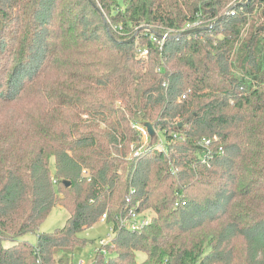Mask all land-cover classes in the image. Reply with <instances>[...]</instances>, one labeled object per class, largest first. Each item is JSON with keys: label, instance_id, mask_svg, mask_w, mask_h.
Instances as JSON below:
<instances>
[{"label": "trees", "instance_id": "16d2710c", "mask_svg": "<svg viewBox=\"0 0 264 264\" xmlns=\"http://www.w3.org/2000/svg\"><path fill=\"white\" fill-rule=\"evenodd\" d=\"M93 1L0 0V264H264V0Z\"/></svg>", "mask_w": 264, "mask_h": 264}, {"label": "rangeland", "instance_id": "374dc122", "mask_svg": "<svg viewBox=\"0 0 264 264\" xmlns=\"http://www.w3.org/2000/svg\"><path fill=\"white\" fill-rule=\"evenodd\" d=\"M108 23L110 24V21L107 17ZM119 26H116L115 24L112 26L113 29L118 28ZM143 144L149 146V140L147 137H145L143 134ZM163 136L160 135L159 138H162ZM164 140V139H163ZM159 141V139H158ZM157 141V142H158ZM130 156V155H129ZM51 168L53 169V160H51ZM147 215H149L151 212L150 209L144 211ZM69 216L68 211L63 208L62 206L56 205L52 208L51 212L48 214V216L45 218V220L41 223L38 231H52L57 227H62ZM111 223L107 220H99L95 225L92 227L86 228L82 230L79 235L83 237L86 242L84 245L78 246L74 250L73 258H72V264H79L80 261H83V264H91L93 260L95 259V249L97 246L102 243H109L111 241V238L113 236L111 232ZM38 232H31L23 235L21 238L28 240L32 243L36 242ZM136 258L140 261L145 258V253L141 251H137ZM107 257V256H106Z\"/></svg>", "mask_w": 264, "mask_h": 264}, {"label": "built area", "instance_id": "2783aa9c", "mask_svg": "<svg viewBox=\"0 0 264 264\" xmlns=\"http://www.w3.org/2000/svg\"><path fill=\"white\" fill-rule=\"evenodd\" d=\"M200 23H201L200 20L188 23L181 29V31H186V30L197 28L198 26H200ZM118 29L121 30L122 28L118 27ZM166 35L167 34L162 35L161 41L165 39ZM151 38L153 40H156L155 34L151 33ZM137 53L141 56H145L147 54V49L146 48H138ZM139 129L141 130L142 134L148 138L149 135L146 132V128L143 127V128H139ZM203 142L205 145H207L209 143L208 140H206V139H203ZM151 147H154L157 149H163L164 148V141L162 139H159V141L156 142ZM145 148H149V146L141 145V146L135 148L131 152L129 158L139 155L143 151V149H145ZM83 173L86 174V171H83ZM106 219H107L106 214H103L101 216V220H106ZM117 219H118L119 225L121 227H125L129 230H132V231L142 230L143 227L150 222L149 217L143 216V214L136 213L133 209L130 210V213L126 217H123V216L117 217ZM110 229H111V232L113 234V225L112 224H111ZM101 243H102V240H101ZM79 264H83V261L81 260Z\"/></svg>", "mask_w": 264, "mask_h": 264}, {"label": "water", "instance_id": "95a60500", "mask_svg": "<svg viewBox=\"0 0 264 264\" xmlns=\"http://www.w3.org/2000/svg\"><path fill=\"white\" fill-rule=\"evenodd\" d=\"M89 1L92 3V5L96 6V3H95L93 0H89ZM232 8H233V7H230L228 11H230ZM226 14H227V13H225L223 16H221L220 18H218V19L213 23V25L217 24L222 18L225 17ZM105 26H106L107 31L110 32L109 24H108V21H107L106 19H105ZM142 28H144V27H141V29H142ZM203 28H204V27H203ZM199 29H200V28H194V29L186 30V31H184L183 33H184V34H185V33H191V32L197 31V30H199ZM134 38H135V35H133V36L130 37L129 39L125 40L124 42H130V41H132ZM144 126H145V128H146V132H147V134H148L150 137H153V136L155 135V129H154L153 125L150 124V123H145ZM65 183H66V185L69 184L68 181H65Z\"/></svg>", "mask_w": 264, "mask_h": 264}]
</instances>
